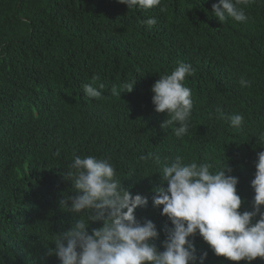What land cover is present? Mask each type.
Wrapping results in <instances>:
<instances>
[{"label":"clouds","instance_id":"1","mask_svg":"<svg viewBox=\"0 0 264 264\" xmlns=\"http://www.w3.org/2000/svg\"><path fill=\"white\" fill-rule=\"evenodd\" d=\"M117 2L120 3V8L127 5V13H134L139 9L144 11L142 24L149 28L148 33L162 41L166 52L179 61L171 74L159 78L155 72L145 68V58L142 65L129 62V65H138L140 68L121 70L119 66L125 59L121 57L120 49H128L127 42L122 41L126 37H115V40L109 42L108 34H96L91 45L94 46L95 53L99 52L100 55L92 61V73H89L87 81L80 86L58 81V77L66 70L65 64H72L68 61L60 64L53 73L48 71L44 78L43 73L38 71L36 85L39 86L38 90L47 94L45 98L33 96L31 102H21L11 114L8 112L11 107H5L7 120L11 124H6L3 120L2 123L5 129H10L7 143L13 145V150L6 153V147H2L4 153L0 165L4 167L18 162L24 164V159L30 156L26 143L33 150V140L38 148L53 144L52 153L49 154L46 150L41 153L49 158L62 160L67 145L75 143L76 139L82 142L85 137H80L81 135H88L87 140L90 139L89 150L82 148L74 152V158L68 165L69 170L59 188L62 198L63 194H68L60 200V207L74 214V222L66 231L55 236L52 241L55 247L50 248L48 254L55 255L60 264H205L207 251L198 257L192 239L198 234L217 257L234 262L245 261L246 264H251L256 258L264 259V151L257 153L256 171L251 177V188L254 191L251 211H239L242 205V199L237 193L239 179L230 174L232 169L227 163L219 170H213V166L207 162L184 163L177 153L175 158L172 155L164 158L168 160L161 165L157 183L151 187L139 189L130 176L125 180L128 175L117 179L114 164L103 154L102 140L107 134L102 129L111 133L106 126L108 120L139 112L137 108L122 106L121 92L142 89L147 91L148 96L150 93L156 111L153 114L157 117L158 113H166L168 117L161 128L176 125L174 135L183 138L190 133L191 118L195 113V95L213 102L217 96L224 97L223 93L231 91L233 87L227 81L222 82L225 67L221 63H210L207 59L202 61L205 71H199L198 76L205 84L198 94L190 80L186 79L195 72L186 61L191 60L188 57L193 40L191 27L205 20L200 11V0ZM253 2L254 0H219L208 9L211 11L212 8L218 24L229 19L245 23L249 19L245 7ZM125 19L121 18V24ZM17 40V36L0 39L1 94L3 89L7 91L2 84L3 78L6 80L9 77L15 60L20 55H16L20 52ZM257 40L258 37L255 36L251 43L255 45ZM206 53L205 50L200 58ZM40 63L41 61L38 65ZM239 84L242 88L250 86V82L243 77ZM80 101L94 105L91 116L96 121L83 125L84 129L75 138L59 135V129L69 127L71 113L82 111H78ZM153 114L142 127L149 128L148 135L139 144H133L130 150L127 149L129 174L136 168L134 161L137 153L143 155L142 160L148 159V163H152L169 152L162 146L160 137L163 132ZM243 121V114H234L229 118L233 129L241 128ZM226 172L229 174L226 175ZM27 176L18 174L17 178L25 184ZM12 190L13 188L8 189L7 196ZM150 201L155 208L162 206L161 215L166 216L171 224V227L164 229L166 235L162 237L163 251L152 242L160 238L157 226L151 220H139L141 210ZM90 222L101 223L91 228L90 232Z\"/></svg>","mask_w":264,"mask_h":264},{"label":"trees","instance_id":"2","mask_svg":"<svg viewBox=\"0 0 264 264\" xmlns=\"http://www.w3.org/2000/svg\"><path fill=\"white\" fill-rule=\"evenodd\" d=\"M200 1V11L205 20L191 27L193 40L188 54L191 60L186 61L195 72L186 79L190 80L198 94L205 84L198 76L199 71H205L202 61L207 59L210 63H221L225 67L222 82L233 85L232 90L225 91L222 98L217 96L213 102L195 95L190 133L183 138L174 135L176 125L161 128L168 117L166 113H158L157 117L153 114L156 111L150 93L148 96L147 91L142 89L121 92L122 106L137 108L139 112L106 122L111 133L102 129L107 134L102 140L103 154L114 164L117 179L128 175L125 180L130 176L139 189L157 183L161 165L168 160L164 158L170 155L175 158L179 153L184 163L207 162L213 166V170H219L227 163L232 169L230 174L239 179L237 193L242 199L239 211H251L254 197L251 177L256 171L257 153L264 151V143H260L264 141V0H254L245 7L249 17L247 22L238 23L229 19L223 24L216 23L212 8L211 11L208 9L219 0ZM127 11V5L120 8L117 0H0V39L17 36V49L20 51L16 53L20 55L11 74L2 81L7 91L3 89V94L0 93V152L3 151L2 147H6V153L13 150V145L7 143L10 129H5L2 123L3 120L11 124L7 120L5 107H11L8 111L11 114L21 102H31L33 96L45 98L47 94L38 90L39 86L36 85L38 71L43 73L44 78L48 71L53 73L60 64L68 61L72 64H65L66 70L58 81H67L75 86L87 81L89 73H92L91 63L100 55L91 45L96 34H108L109 42L115 37H126L122 41L127 42L128 49H120L121 57L125 59L119 66L121 70L140 68L129 65V62L142 65L145 58V68L155 72L159 78L171 74L178 66L177 57L168 54L164 43L148 33L149 28L142 24L145 17L143 10L134 13ZM123 17L126 19L121 24ZM255 36L258 40L253 45L251 41ZM205 50L207 53L200 58ZM242 77L250 82L249 87L240 86ZM93 107L80 101L78 111H82L71 113L69 127H63L57 133L75 138L84 129L83 125L96 121L91 116ZM152 114L163 132L160 137L162 146L169 152L152 163H148V159L142 160L143 155L137 153L134 161L136 168L129 174L127 149L130 150L133 144H139L148 135L149 128L142 127ZM234 114L244 116L239 129H233L229 124V118ZM87 136H80L85 137L82 142L76 139L75 143L67 145L62 160L41 153L43 150L52 153L53 144L38 148L33 140V150L26 143L30 156L24 159V164L0 165V264H60L55 255L48 254V250L55 247L52 242L55 236L70 228L75 218L74 214L60 207V200L68 194H63L62 198L59 188L74 152L82 148L89 150L90 139L87 140ZM3 153L0 154L1 162ZM18 174L28 175L25 184L18 180ZM9 188L13 190L7 196ZM161 209L162 206L153 207L150 201L141 210L139 220H151L157 226L160 238L152 242L163 251L164 229L171 227V224L166 216L161 215ZM100 223L90 222L89 231ZM192 239L198 257L207 251L205 264H246L245 261L234 262L217 257L198 234ZM251 264H264V259L256 258Z\"/></svg>","mask_w":264,"mask_h":264}]
</instances>
